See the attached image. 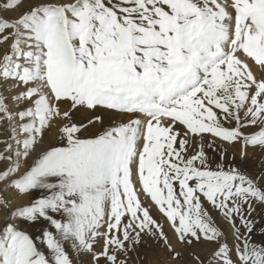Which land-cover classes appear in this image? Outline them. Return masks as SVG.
<instances>
[{"label":"snow or ice","instance_id":"obj_1","mask_svg":"<svg viewBox=\"0 0 264 264\" xmlns=\"http://www.w3.org/2000/svg\"><path fill=\"white\" fill-rule=\"evenodd\" d=\"M153 245L264 264V0H0V264Z\"/></svg>","mask_w":264,"mask_h":264},{"label":"rangeland","instance_id":"obj_2","mask_svg":"<svg viewBox=\"0 0 264 264\" xmlns=\"http://www.w3.org/2000/svg\"><path fill=\"white\" fill-rule=\"evenodd\" d=\"M45 141H46V143L52 142L47 135L45 137ZM239 148H240V146L237 145L234 149L229 150V155L225 157V161H224L225 164H227L228 161L232 158L231 154L233 152L235 153L236 161L237 162L239 161V159H240ZM210 155L214 156V154H212L211 152H210ZM261 160H262L261 154L258 151L253 150L252 148H249L248 149V156H247V163L245 164L246 170L250 174H253V175L258 174V172L261 170L260 169ZM213 166H215V165H213ZM33 195H35V193H33ZM27 199H28L27 196L21 197L20 199L14 201V204L15 203H23V202L27 201ZM258 212H259V209H258ZM153 215L158 217V214L155 212V210H153ZM213 215H215V213H213ZM221 226L224 228L225 232H228L227 225L222 224ZM37 227H33L29 230L30 231H36ZM165 230L168 231L166 224H165ZM256 239H260V237L257 236ZM228 241H229V243H231V236L230 235L228 237ZM138 251L145 255L144 264H149V262H152V264H169V254L164 249H162L159 245H153L150 248H146V247L142 246L140 249H138ZM130 264H132L131 261H130ZM170 264H177V262L171 261Z\"/></svg>","mask_w":264,"mask_h":264}]
</instances>
